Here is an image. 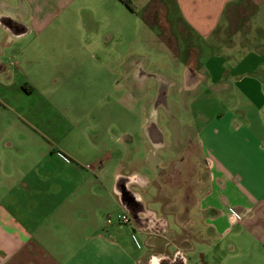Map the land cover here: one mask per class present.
<instances>
[{
	"label": "crops",
	"instance_id": "1",
	"mask_svg": "<svg viewBox=\"0 0 264 264\" xmlns=\"http://www.w3.org/2000/svg\"><path fill=\"white\" fill-rule=\"evenodd\" d=\"M69 8L78 26L61 38H76L97 65H113L116 17L132 16L161 24L158 54L170 63L126 62L123 93L116 101L106 94L107 127L81 129L77 143L56 146L47 129H20L27 139L0 129V264H145L147 256L119 238L145 233L138 215L151 203L162 213L182 208L188 219L201 214L233 257L250 249L252 263L264 264V0H0V28L48 37L46 28ZM2 49L0 42V91ZM115 103L124 129H114ZM135 106L141 122L129 129ZM181 110L201 127L160 126L158 118ZM195 148L206 172L197 190L195 171L183 168ZM132 166L152 167L154 176ZM180 181L186 186L170 204ZM115 211L133 213L128 225L107 223Z\"/></svg>",
	"mask_w": 264,
	"mask_h": 264
},
{
	"label": "rangeland",
	"instance_id": "2",
	"mask_svg": "<svg viewBox=\"0 0 264 264\" xmlns=\"http://www.w3.org/2000/svg\"><path fill=\"white\" fill-rule=\"evenodd\" d=\"M70 9L62 16L58 15L46 28L48 37L45 35L34 37L28 33L17 36L0 28V42L3 48L1 63L4 67L2 72L4 82L0 91L2 95L0 129H19L16 131L18 137L24 134L26 139L27 134L20 129H47L48 139L56 146L59 143L68 145L77 143L80 140L81 129L107 127L105 112L108 106L111 107L112 99L106 98V94L113 96L116 101L123 93L122 75L126 62L145 56L149 68L156 66L161 68L163 63H170L168 58L163 59L158 54L163 43L161 24L158 21H135L132 16L128 19L116 17L114 25L118 31L113 39V47L116 49L113 65H97L88 52L77 49L76 38L68 40L67 43L61 38L65 29L70 30L78 26L75 12H69ZM70 15L72 17L68 19L71 21L63 19V16ZM147 17L153 19L156 16ZM9 36L12 39L11 43H7ZM21 48L24 50L21 51ZM113 106L114 129H124L126 122L123 121V108L116 103ZM218 108V105L210 106L212 111ZM130 114L132 116L128 119L129 129H138L141 118L137 106ZM176 117L167 114L158 118L160 126L163 129H198L202 125L199 117L187 116V112L183 110ZM59 129H66V134H60ZM195 150V160L189 158L183 168L189 169V172L195 171L197 190L201 180L206 178V172L199 160L198 149ZM117 152L116 150V154ZM137 153L140 156L145 155L144 151ZM148 168L132 166L131 172L154 176L153 168ZM171 172L170 168L156 170L160 178ZM178 185L179 187L173 189V196L169 195L170 204L174 202V196L186 186L181 181ZM174 206L178 208L180 205ZM148 208L151 212L138 215L143 226L147 223V228L142 231L145 233L138 235L136 231H131L130 241L124 237L119 238L126 248L131 249L132 254L138 252L142 256H147L145 264H253L250 260V249L245 256L233 257L228 248H225L227 241L220 242L202 226L201 214L197 213L188 219L182 208H179L180 212L174 213H162L153 203L149 204ZM121 214L125 213L116 211L109 213L107 219L121 224L117 218Z\"/></svg>",
	"mask_w": 264,
	"mask_h": 264
},
{
	"label": "built area",
	"instance_id": "3",
	"mask_svg": "<svg viewBox=\"0 0 264 264\" xmlns=\"http://www.w3.org/2000/svg\"><path fill=\"white\" fill-rule=\"evenodd\" d=\"M118 220L122 223V224H126L130 221V217L128 214H121L117 216ZM111 220L108 218L107 219V223H110Z\"/></svg>",
	"mask_w": 264,
	"mask_h": 264
},
{
	"label": "water",
	"instance_id": "4",
	"mask_svg": "<svg viewBox=\"0 0 264 264\" xmlns=\"http://www.w3.org/2000/svg\"><path fill=\"white\" fill-rule=\"evenodd\" d=\"M121 199L122 203L128 202V200L126 199V194L124 192H121Z\"/></svg>",
	"mask_w": 264,
	"mask_h": 264
}]
</instances>
